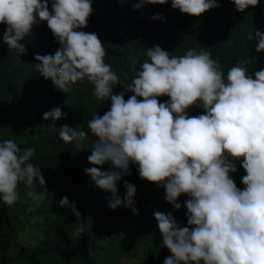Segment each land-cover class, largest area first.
Returning <instances> with one entry per match:
<instances>
[{"label": "clouds", "instance_id": "obj_1", "mask_svg": "<svg viewBox=\"0 0 264 264\" xmlns=\"http://www.w3.org/2000/svg\"><path fill=\"white\" fill-rule=\"evenodd\" d=\"M125 2V0H121ZM244 12L260 0H232ZM168 0H137L135 9ZM173 9L201 16L220 5L217 0H172ZM94 9L92 0H0V24L7 29L3 40L20 53L19 43L33 34L34 26L46 21L61 45L54 54L35 55V65L57 90L87 79L95 86L97 99L107 97L110 110L95 115L88 129L96 138L88 160L103 166L111 161L121 171L85 168L95 185L112 193L109 207H133L136 188L125 181L127 195L118 196L117 182L131 175L130 163L138 165L141 179L162 187L175 210L182 194L187 208V226L177 223L169 213L155 212L162 244L172 256L164 264H264V69L250 75L247 60L231 67L225 80L221 65L211 53L195 49L183 56H172L159 45L147 48L148 57L137 69L125 89L133 93L113 94L118 75L105 63L104 43L96 33L86 32ZM153 19H165L157 14ZM256 51H264V33L255 31ZM167 96L161 103L158 97ZM142 98V99H140ZM200 103L204 113L190 116L188 110ZM57 107L43 114L45 120L63 117ZM64 142L82 147L87 133L67 125L58 129ZM35 148H21L13 139L0 141V200L11 207L20 200L18 189L24 185V198L34 212L44 195L34 183L46 185L41 169L31 162ZM242 158L243 190L230 173L238 171L235 161ZM61 207H70L80 217L67 196ZM38 217H33V220ZM84 228L77 226L74 236Z\"/></svg>", "mask_w": 264, "mask_h": 264}, {"label": "trees", "instance_id": "obj_2", "mask_svg": "<svg viewBox=\"0 0 264 264\" xmlns=\"http://www.w3.org/2000/svg\"><path fill=\"white\" fill-rule=\"evenodd\" d=\"M134 2L137 0H92L94 11L83 29L96 33L104 43L105 63L120 80L113 85L114 95L123 93L126 100L133 95L125 86L148 59L147 48L157 45L177 57L191 49L211 53L221 65L225 80L239 61L247 60V70L253 76L264 69V51H256L255 38V31L264 33V0L244 12L238 11L232 0H217L219 7L198 17L173 9L172 0L164 5L146 4L141 9H135ZM51 5L49 0L50 10ZM157 14L165 19H153ZM6 29V24H0V141L13 139L22 149L35 148L31 162L41 169L46 185L34 183L35 191L44 195L34 212L27 210L32 201L24 198L23 184L16 204L9 207L0 200V264H123L133 256L137 264H164L172 253L162 244L154 213H171L178 224L187 226L184 201L190 197L182 194L178 200L181 209L175 210L166 199L165 189L141 179L138 165L130 163L131 175H122L117 182L118 196L124 200L127 195L125 181L133 184V207L138 215L126 206L111 209L112 193L97 187L84 171L92 167L121 171L111 161L98 166L88 160L96 139L88 122L110 110L111 101L107 97L97 99L95 86L87 79L72 84L64 93L40 75L35 55L54 54L61 46L46 21L37 23L33 34L19 41L26 46L24 53L4 42ZM158 99L164 103L170 98ZM57 107L64 113L60 120L43 118L45 112ZM204 111L198 102L188 114ZM65 125L87 133L82 147L60 139L58 129ZM235 163L238 171L230 176L243 190L246 172L242 158ZM65 196L75 203L79 218L70 207L60 206ZM77 226L84 228L80 236L73 235ZM29 233L32 237L25 242Z\"/></svg>", "mask_w": 264, "mask_h": 264}, {"label": "rangeland", "instance_id": "obj_3", "mask_svg": "<svg viewBox=\"0 0 264 264\" xmlns=\"http://www.w3.org/2000/svg\"><path fill=\"white\" fill-rule=\"evenodd\" d=\"M31 237H32V234H31V233H29V234H25V236H24V241H25V242L30 241ZM123 264H137V258H136V256L130 257V258L127 259L126 262H124Z\"/></svg>", "mask_w": 264, "mask_h": 264}]
</instances>
